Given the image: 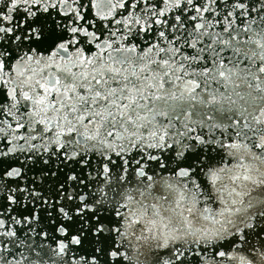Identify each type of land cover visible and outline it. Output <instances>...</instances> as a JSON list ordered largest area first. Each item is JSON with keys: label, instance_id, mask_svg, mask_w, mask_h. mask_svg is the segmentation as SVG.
I'll return each instance as SVG.
<instances>
[{"label": "snow or ice", "instance_id": "1", "mask_svg": "<svg viewBox=\"0 0 264 264\" xmlns=\"http://www.w3.org/2000/svg\"><path fill=\"white\" fill-rule=\"evenodd\" d=\"M0 264H264V0H0Z\"/></svg>", "mask_w": 264, "mask_h": 264}]
</instances>
